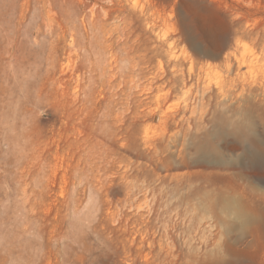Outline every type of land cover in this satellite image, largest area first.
<instances>
[{
    "label": "rangeland",
    "instance_id": "1",
    "mask_svg": "<svg viewBox=\"0 0 264 264\" xmlns=\"http://www.w3.org/2000/svg\"><path fill=\"white\" fill-rule=\"evenodd\" d=\"M263 74L264 0H0V264H264V169L195 160Z\"/></svg>",
    "mask_w": 264,
    "mask_h": 264
},
{
    "label": "bare ground",
    "instance_id": "2",
    "mask_svg": "<svg viewBox=\"0 0 264 264\" xmlns=\"http://www.w3.org/2000/svg\"><path fill=\"white\" fill-rule=\"evenodd\" d=\"M245 62H246V58L243 55L239 59V66L240 65L242 66V64H244ZM241 85H242V87H241L240 94H239L240 97H242L241 99L245 102H248L253 107H258V108L264 110V79H261L259 81H257V80H253V81L245 80L242 82ZM258 89H260V90L258 91ZM228 93H229V91H227V94ZM260 118H262V120L264 122V115L263 116L261 115ZM225 133H222V135ZM230 133H231V130H230ZM218 135L216 137H218ZM216 143H217V140H216ZM216 143H215L214 139L211 138V139L206 140L205 142L199 144L197 146V149H196V151H197L196 159H195L196 162H198L200 164H205V165L211 166V167H215V166L224 167L227 165L236 166L237 164H243L244 166H246L248 168L246 173L251 175V176H255L257 170L264 169V126H262V128L259 130V132H256L253 125L249 123L245 127L244 131L234 133L233 140H231V143L228 144V147L231 150H235L237 148H240V149H242V154L239 156V158L234 159L231 162H228L223 158L222 152ZM224 149H225V147H224ZM225 155L228 156V153ZM229 177L232 180H234L233 174H229ZM259 178H260V176H259ZM263 183H264V181H263ZM249 185H250V183H249ZM238 198L234 197V195L233 196L227 195L221 199V206H222L223 211L226 212L227 214H230V215L232 214L234 217L233 225H231V224L228 225V229H230V230L233 229L235 226L234 224L236 223L237 224L236 226L239 229H241V231L242 230L244 231L249 225L255 224L257 227H260L262 229V231L264 232V211L261 209H257L256 207L248 209V207L242 205L243 203L242 204L240 203ZM250 199H251V197H250ZM217 202H218V200H217ZM213 204H215V203H213ZM228 262H229V260H228Z\"/></svg>",
    "mask_w": 264,
    "mask_h": 264
}]
</instances>
